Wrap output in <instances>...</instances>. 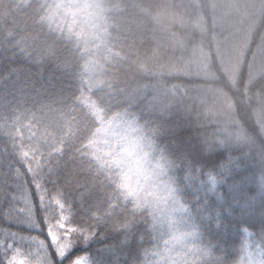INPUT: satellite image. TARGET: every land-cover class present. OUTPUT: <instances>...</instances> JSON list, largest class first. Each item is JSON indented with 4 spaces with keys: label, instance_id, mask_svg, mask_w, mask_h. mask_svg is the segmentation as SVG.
<instances>
[{
    "label": "trees",
    "instance_id": "16d2710c",
    "mask_svg": "<svg viewBox=\"0 0 264 264\" xmlns=\"http://www.w3.org/2000/svg\"><path fill=\"white\" fill-rule=\"evenodd\" d=\"M59 1L0 0V183L14 170L39 180L34 193L51 230L60 223V202L70 205L68 225L111 211L123 220L113 204L124 198L84 146L94 138L98 108L139 129L177 176L182 159L195 168L200 156L220 152L237 188L217 191L255 209L242 223L250 246L264 252V0H93L94 32L74 20L71 39L38 62L25 59L20 49L36 31L67 32L71 18ZM175 129L186 142L179 149ZM20 196L35 227L28 187ZM209 224L202 245L214 243ZM240 227L225 248L204 247L206 264H218L222 251L229 264H240ZM26 239L43 249L39 236ZM148 243L143 222L126 235L101 226L73 255L90 264H139Z\"/></svg>",
    "mask_w": 264,
    "mask_h": 264
},
{
    "label": "snow or ice",
    "instance_id": "6c2138e0",
    "mask_svg": "<svg viewBox=\"0 0 264 264\" xmlns=\"http://www.w3.org/2000/svg\"><path fill=\"white\" fill-rule=\"evenodd\" d=\"M59 10L69 18L75 15L71 6ZM74 28V20L69 19L66 33L62 30L61 34L52 35L50 29L36 31L28 38L27 48L20 52L25 59L38 62L49 50L59 47L65 36L71 39ZM93 111L96 113L94 138L86 140L84 146L91 150L97 164L124 198L122 204L119 200L113 204L114 209L123 212L124 219L119 218V212L111 211L107 218L93 216L91 222L85 220L83 225H68L71 212L66 208L71 209L70 205L60 202V225L53 242L49 237L50 225L42 222L40 197L34 193L40 181L35 178L29 181L14 170L11 180L0 183V264H30V256L37 251L38 264H83L80 256L73 253L78 251L77 245L93 240L101 226L126 235L133 225L143 222L149 243L141 249L139 264H206L204 247L214 251L219 244L225 248L238 223L243 234L247 226L242 221L254 217L255 209L249 211L238 199L224 200L217 191L225 188L231 192L237 188L232 172L221 163L220 152L200 156L195 168L182 159L184 171L177 176L174 173L177 166L165 163L133 124H126L119 117H106L98 108ZM171 134L175 148L186 143L178 138V129ZM24 187H28L35 227L25 217L20 196ZM206 221H210L208 230L214 234V243L202 245ZM104 235L102 232L101 238ZM30 236H39L44 241L43 249L33 248L26 239ZM218 264H229L223 251ZM240 264H264V252L256 259H242Z\"/></svg>",
    "mask_w": 264,
    "mask_h": 264
},
{
    "label": "rangeland",
    "instance_id": "374dc122",
    "mask_svg": "<svg viewBox=\"0 0 264 264\" xmlns=\"http://www.w3.org/2000/svg\"><path fill=\"white\" fill-rule=\"evenodd\" d=\"M62 8L72 7L75 15L71 19L86 24L92 32L95 31L96 20L99 17L98 7L93 0H60ZM119 123V121H117ZM127 124V123H126ZM135 128V126H134ZM60 225V223L57 224ZM57 227L50 232V238L53 239L57 234ZM66 235V233H65ZM244 256L243 260L256 259L261 254V249L258 246L251 247L247 239L249 238V232L244 231ZM83 264H90L85 257H80Z\"/></svg>",
    "mask_w": 264,
    "mask_h": 264
}]
</instances>
